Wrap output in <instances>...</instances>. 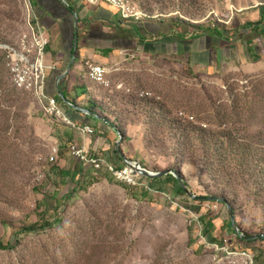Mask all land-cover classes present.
<instances>
[{
    "label": "rangeland",
    "instance_id": "374dc122",
    "mask_svg": "<svg viewBox=\"0 0 264 264\" xmlns=\"http://www.w3.org/2000/svg\"><path fill=\"white\" fill-rule=\"evenodd\" d=\"M37 1L0 0V241L16 246L0 250V264H245L243 253L264 264V36L253 40L260 56L254 59L243 30L260 19L264 0H130L139 20H124L115 9V22L130 29L163 20L185 23L179 33L216 26L229 37L235 29L247 37L192 41L187 32L185 42L158 43L145 37L156 45L135 42L106 52L110 58L101 62L86 54L81 31L68 70L66 54L50 56L59 35L37 19ZM41 32L49 41L43 56ZM25 58L44 61L46 94L56 93L64 111L63 96L85 101L122 136L106 137L94 123L89 137L49 116L33 93L15 86L13 64ZM91 65L106 67V84L90 77ZM61 66L64 88L52 80ZM74 145L119 170L130 168L126 159L152 172L171 168L187 192L172 182L153 189L140 173L130 184L106 166L97 171L73 155ZM78 164L83 173L75 180L62 173ZM80 178L87 188L76 192ZM201 214L213 222L210 234ZM42 215L54 226L17 237L14 227Z\"/></svg>",
    "mask_w": 264,
    "mask_h": 264
},
{
    "label": "crops",
    "instance_id": "0c3cea01",
    "mask_svg": "<svg viewBox=\"0 0 264 264\" xmlns=\"http://www.w3.org/2000/svg\"><path fill=\"white\" fill-rule=\"evenodd\" d=\"M75 7H77V11L73 14L69 11L67 7L62 1L60 0H38L37 6H36V16L43 28L46 30V32H53L54 30L58 32L59 39L60 40V46H55V48H52L50 51V56L54 57V55H57L59 52L62 54L67 55V61L65 62L64 69H67L68 66L72 63V60L75 56L72 57L73 50V35L74 31H76V25H75V13L78 14V16L81 17L82 20V27L81 29L82 33H87V35L83 38V42L86 47L89 49L86 50V54H91V56H98L101 62L108 61L110 58L109 55L106 54L107 49H128L132 48L134 46V43H137V40L135 41V35L133 36L129 31H125L120 29L119 26H115L112 24H108L106 20L108 21H115V15L117 14V11L108 5H100L95 6L97 8L89 9L87 6L81 4L77 0H73ZM92 8V7H91ZM95 18H101L105 20H99V22H94ZM92 22V23H91ZM159 26V25H158ZM164 27H157L155 31L152 32H143V35L147 38H158V33H169L170 32V25L169 23L164 24ZM170 35V34H169ZM149 39H146L148 41ZM95 47L97 50H101L102 52L100 55H97L98 52L94 50ZM55 51V52H54ZM94 51V52H92ZM61 56V55H60ZM68 70V69H67ZM70 70V69H69ZM63 68H54L51 72L53 73L52 80L55 81V78L57 79L58 88L65 87V82L62 83V76H65V72H63ZM60 84V86H59ZM67 93L69 90H66ZM65 91V92H66ZM69 94V93H68ZM50 97L60 99L56 93L53 91L49 93ZM64 98V96H63ZM65 101L72 102L70 98L68 97V100L64 98ZM64 102V101H63ZM77 105V108H67L65 113L68 115L69 119L76 124V122H81V125H90L96 124L98 125V130L103 133V135H106L113 138L114 135H118L116 132L115 127L119 128L118 126H114L110 121L106 120L104 117L100 116L96 112H94V109H92L88 104H86L85 101L82 102H73ZM89 109L92 111V113L83 114L81 109ZM109 123L111 125H109ZM93 127V126H92ZM119 136V135H118ZM89 137H92L91 135ZM108 140V138H106ZM106 145V147H109L111 143H103L102 145ZM98 149V146H96ZM119 152V150H117ZM120 157L123 158V154H121L120 151ZM126 158V157H125Z\"/></svg>",
    "mask_w": 264,
    "mask_h": 264
},
{
    "label": "trees",
    "instance_id": "16d2710c",
    "mask_svg": "<svg viewBox=\"0 0 264 264\" xmlns=\"http://www.w3.org/2000/svg\"><path fill=\"white\" fill-rule=\"evenodd\" d=\"M69 9V11L73 14L74 12H76L78 9L77 7L73 6L70 3V6L67 7ZM261 10V17L258 21H248L244 24L243 26V30H245L246 32L249 31L248 34V39H247V52L249 55L253 56L254 59H258L260 56L257 55L255 53V49L254 47H252L253 45V40L257 37H261L264 36V5H262V7H260ZM80 19V25H79V31H74V35H73V51H74V46H75V39L77 38V36H80L81 33V29H83L82 25V20L81 17L79 16ZM95 20L94 22H101V20H105V19H101V18H95L93 19ZM106 22L108 24H112L115 26H119L120 29L125 30V31H129L134 37H135V41L137 40V44L141 43L140 46L143 47H147L148 49H151L154 45H156L155 43L146 41L145 36L143 35V32H152L155 31L157 29V27H164V24L169 23L171 29L170 32L167 33H163L160 32L158 33V41H165V40H175V41H180V42H185L187 40L186 38V33H191L190 31H183L181 33L177 32L176 28H181L184 26V24H181L179 22H175V21H146V22H136V25H139L138 28L136 27H132V29H130L129 27L125 26L121 21L119 22H115V21H108L106 20ZM92 23V22H91ZM159 25V26H158ZM190 26V25H189ZM192 26H190L191 28ZM199 29L197 31H193L189 37L190 40L195 41L197 39H203L205 38V40H218L219 42H235V41H240L243 40L244 38H246V34L243 35H239V29H235V31L231 30V36L229 37L226 34H229L228 32L220 29L219 27H198ZM135 33V34H134ZM170 34V35H169ZM176 34V35H175ZM179 34V35H178ZM164 36V37H162ZM80 38V37H79ZM162 38V39H161ZM78 44V43H77ZM77 46V45H76ZM106 52H113L114 49H107L105 50ZM255 53V55H253ZM65 98V97H64ZM65 99L68 100V97H66ZM73 109V108H72ZM67 115V114H66ZM68 117V115H67ZM69 118V117H68ZM211 135V134H210ZM213 136H215V134H212ZM224 137V140L229 138V135L227 133H223L222 134ZM189 138V135H188ZM213 139L210 138L209 140ZM64 142V141H63ZM63 154V153H62ZM80 161V160H79ZM82 162V161H81ZM66 177L70 176L73 180H75L77 178V176L82 175L83 173V167L81 164H78L76 169L74 170H63L62 172ZM176 173L179 175L180 173L176 171ZM83 177V176H81ZM148 180V184L150 187H152L153 189L156 190H163V184L165 182H172L175 186V189L177 190V192L183 193V189L180 186L179 182L177 181V179L170 173H167L165 175H160V176H154V177H145ZM84 179V177L82 178ZM82 179L80 178V180L77 183V187L74 188V191H78L79 188H83L86 189L87 186L84 185V183L82 182ZM113 181V180H112ZM199 209V208H197ZM199 220L202 222L203 224V231L205 234H210L211 233V228L213 227V222L211 220V218H209L206 215H200L199 216ZM232 224V223H231ZM52 226H54V222L51 221L50 219H48L45 215H42V217L40 218V220L36 223H32L30 225H27L25 227H14L13 231L15 232V234L17 235V237H20L22 234H35L41 231H44L47 228H51ZM264 240V238H263ZM15 245L13 244H5L4 242L0 241V250H12L15 249Z\"/></svg>",
    "mask_w": 264,
    "mask_h": 264
},
{
    "label": "built area",
    "instance_id": "2783aa9c",
    "mask_svg": "<svg viewBox=\"0 0 264 264\" xmlns=\"http://www.w3.org/2000/svg\"><path fill=\"white\" fill-rule=\"evenodd\" d=\"M89 4L92 6H100V5H108L118 10L122 14V18L124 20L136 19L139 20L141 14L135 11V8L132 7L130 0H87ZM40 40L43 41L41 45V56L44 55V50L46 45L48 44V39H46V34L41 32L39 36ZM38 40V39H37ZM41 41V42H42ZM13 71L15 74L14 83L15 86L20 91H26L33 93L36 98L42 102L45 108V112L52 117L63 118L65 121L73 124L77 129L81 130L85 134L94 135L95 130L90 125H77L73 123L66 115L65 111L62 109V106L59 104L57 98H53L47 96L46 94V82H47V68L44 64V61L40 59L37 64L31 65L28 59H24L21 61H16L13 64ZM90 77L98 84L104 85L107 83V69L103 65H91ZM65 104L69 108H77V105L73 102L65 101ZM81 111L85 114H89L87 109H81ZM116 132L119 136H122V132L119 128L115 127ZM73 155L79 159L80 161L90 164L95 167L97 171L103 169L104 166L115 175L117 179L125 180L130 184H134V171L132 167H126L125 170H119L114 164L106 163L104 159L96 157L94 155L88 154L85 147H79L78 145H74L72 147ZM58 153L56 154V157ZM55 156L52 157V160H55ZM128 162V159H126ZM245 256L244 263L245 264H254V260L252 256H248L243 253Z\"/></svg>",
    "mask_w": 264,
    "mask_h": 264
},
{
    "label": "water",
    "instance_id": "95a60500",
    "mask_svg": "<svg viewBox=\"0 0 264 264\" xmlns=\"http://www.w3.org/2000/svg\"><path fill=\"white\" fill-rule=\"evenodd\" d=\"M62 1L66 6H69V3L67 0H60ZM75 25H76V31H79V25H80V19H79V16L77 13H75ZM75 59V58H74ZM70 69V68H69ZM63 77V76H62ZM89 111V113H92V111H90L89 109H87ZM130 167H132L134 169V171H136L137 173H140L144 176H148V177H154V176H160V175H165L167 173H170L172 174L176 179L177 181L179 182L180 186L182 187L183 191H186V186H185V183L184 181L182 180V178L177 175L173 169L169 168V169H164V170H161V171H157V172H152V171H149L143 167L140 166L139 162L138 161H134V160H129L128 159V163H127ZM216 199L218 200H222L224 201L223 198H220V197H215ZM229 210L231 212V216L233 217V214H232V208L231 206H229ZM234 220V219H233ZM233 227L234 229L237 228L236 224L234 223L233 221Z\"/></svg>",
    "mask_w": 264,
    "mask_h": 264
}]
</instances>
